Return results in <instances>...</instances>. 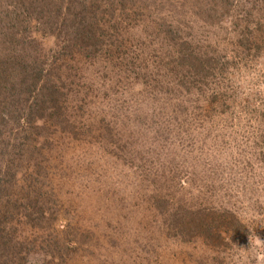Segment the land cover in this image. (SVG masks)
I'll return each instance as SVG.
<instances>
[{
	"label": "rangeland",
	"instance_id": "1",
	"mask_svg": "<svg viewBox=\"0 0 264 264\" xmlns=\"http://www.w3.org/2000/svg\"><path fill=\"white\" fill-rule=\"evenodd\" d=\"M46 1L0 0V84L44 5L59 87L0 94V264H264V0Z\"/></svg>",
	"mask_w": 264,
	"mask_h": 264
},
{
	"label": "trees",
	"instance_id": "2",
	"mask_svg": "<svg viewBox=\"0 0 264 264\" xmlns=\"http://www.w3.org/2000/svg\"><path fill=\"white\" fill-rule=\"evenodd\" d=\"M80 1H82V2H80ZM80 1L78 2V6H82L85 3L89 4V1H92V4H94L97 0H80ZM50 2H51V0L46 1L45 2V4H47L46 6H49ZM76 2H77L76 0H68V3L70 5L67 3L68 6L65 7V11L68 12V13H73V15L75 14V16H76L77 13L74 11L75 8H76V6H74V4H76ZM54 7H55V5H51L50 9L54 8ZM35 10H36V7H35ZM58 10H61V9H58ZM61 12H63V10H61ZM57 13H58L57 17H60L61 14L59 13V11ZM36 15H37L36 16L37 19H35V22H36V25H35L36 33H30V35H29V34H27L28 33V29H24L22 33L18 34V36H20L22 38L21 41L18 40V39H11L9 41L10 44H12V45L16 44L18 46H21L22 54L20 56H18V57H15L16 62L19 63V65L15 66V67L20 69L21 74L17 75V76H13L11 78V80H10V83H8L9 84L8 87H7V85L0 84V94H1V92H3V90H8L9 91V90H15L18 87H25L27 93H31V94H34V95L38 96L37 99L35 100L34 106L35 105L38 106V108L36 110H38L39 114H41L40 116H42V114H45L46 110L50 108L48 106V103L49 102H56L53 95H55V93L58 92L59 87L55 86L53 81L47 77V74L50 75V73L52 71L51 68H50L49 71L45 70V64H48L47 61H44V62L41 61V60H43V59H41V56L47 58L48 55H45V54H41L40 55V53L38 51L39 50L38 47H40V45H41L40 42L43 41V38H41L42 36L38 32V30H41V29L47 30L46 27L50 26L51 24H53V22L49 23L50 19L48 20L47 17L44 16V5H43L41 10H39L38 7H37ZM42 16H44L43 17V21H42V24H43L44 27L40 23V20H41ZM31 19L32 18L29 17L28 20L30 21ZM32 21H33V19H32ZM86 24H87V22H85V26L84 27H88L89 26L91 28V26H92L91 24L92 23L91 24L88 23L87 25ZM38 27H40V28H38ZM0 41H1V38H0ZM5 41H6V39H4V42ZM28 44L30 46L33 45V49L34 50L29 49L27 47ZM63 50L64 49L62 48L60 51H63ZM60 51L57 52V54H55L56 52L54 54H51V57H52L51 65H54L53 63H55V62L57 63L58 60L62 61V63L64 62L63 57H65L64 56L65 54L63 52H60ZM33 53H34V57H32ZM35 53L37 54V56H36ZM11 74L12 73L9 71V75H11ZM0 79L1 80L4 79L6 81L7 77L2 74V75H0ZM49 81H51L52 86L49 85L50 84ZM55 105L57 106L56 103H54V106ZM32 107L33 106H31L30 109ZM0 119H1L2 122H4L5 119H8V118H7V116H5V117L1 116ZM30 120H31V122H35L34 118H30ZM37 120H42V117H40ZM1 132H2V130L0 129V133ZM11 170H13V168L10 169L9 160H7L5 171H6L8 176H9V173H10ZM11 175H13V174H11ZM3 187H4V184H3V182L0 181V192L2 191ZM33 215H34V213H33ZM43 215L44 214H43V211H42V212H40V217H38V218L39 219L43 218ZM4 218L5 217H3V219ZM28 218H30V221H31V219L32 220H36V219H33L32 213L28 214ZM32 222L33 221H31V223ZM1 225L3 226V229L6 226L5 223H3V222H0V226ZM0 232H1V229H0Z\"/></svg>",
	"mask_w": 264,
	"mask_h": 264
}]
</instances>
